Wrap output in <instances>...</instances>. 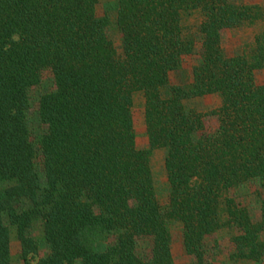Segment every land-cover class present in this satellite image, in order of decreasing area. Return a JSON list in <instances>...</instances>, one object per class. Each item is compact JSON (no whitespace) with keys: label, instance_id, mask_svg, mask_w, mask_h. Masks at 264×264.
<instances>
[{"label":"trees","instance_id":"16d2710c","mask_svg":"<svg viewBox=\"0 0 264 264\" xmlns=\"http://www.w3.org/2000/svg\"><path fill=\"white\" fill-rule=\"evenodd\" d=\"M116 1L118 42L99 0H0V264L11 226L24 264H176L174 224L189 264H217L225 232L232 262H264V6ZM187 58L191 78L174 84ZM207 95L220 105L185 103ZM154 149L166 150L165 200ZM36 223L49 250L31 262Z\"/></svg>","mask_w":264,"mask_h":264},{"label":"rangeland","instance_id":"374dc122","mask_svg":"<svg viewBox=\"0 0 264 264\" xmlns=\"http://www.w3.org/2000/svg\"><path fill=\"white\" fill-rule=\"evenodd\" d=\"M237 2H245L248 4H259L264 6V0H235ZM117 1L116 0H99L98 11L102 15H107L110 20V32L113 38L118 42L120 39L119 30L116 24L117 17ZM199 14L192 15L189 17L190 24H196L199 22ZM253 29H241L234 32H229L225 38L226 45L229 50L239 49L246 42L251 40ZM195 60L187 58L184 60L182 68L171 74V80L175 83L188 82L191 78V66L195 64ZM257 79L260 83L264 84V70L257 72ZM186 105L191 108H195L199 111L206 112L211 109L217 108L221 99L218 95H207L202 97H197L194 99H189L185 101ZM134 121L135 130L137 135L138 146L141 148H148V138L146 132V124L144 119V97L141 93H138L134 97ZM165 149H154L151 151V166L153 172L154 185L156 193L160 199L165 200L169 193V184L167 179V173L165 169ZM8 222V221H7ZM41 224L36 223L34 227V235L40 241L39 251L36 254L30 256L31 262H36L40 257L44 256L49 247L42 241V231ZM173 234V244L172 250L176 264H189L190 258L185 253L183 245V232L182 227L179 224H174L172 226ZM11 264H24L21 256V244L17 238L16 229L11 226ZM224 238L222 245L225 248V253H222L216 257L217 264H264L262 263H252V262H238L234 263L230 260V244L227 241L228 233H222Z\"/></svg>","mask_w":264,"mask_h":264}]
</instances>
